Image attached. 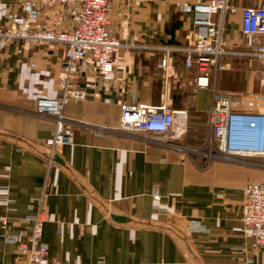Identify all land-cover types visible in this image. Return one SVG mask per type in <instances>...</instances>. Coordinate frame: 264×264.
<instances>
[{
	"label": "crops",
	"instance_id": "crops-1",
	"mask_svg": "<svg viewBox=\"0 0 264 264\" xmlns=\"http://www.w3.org/2000/svg\"><path fill=\"white\" fill-rule=\"evenodd\" d=\"M177 1L207 0H109V29L126 47L109 82L91 65L81 66L76 86L86 88L87 97L64 107L74 141L57 148L47 174L44 142L53 136L55 122L34 110L37 100L61 96L56 78L63 46L0 44V264L24 259L12 240L27 242L26 219L45 181L42 242L49 259L60 264H264V253L242 232L243 189L264 182V171L219 161L198 168L192 157L170 147L203 150L211 96V89L195 85L198 72L186 68L182 52L170 53L161 67L163 49L183 48L191 28V16L174 10ZM229 1L236 12L226 22L227 55L210 85L235 96H264V67L257 62L248 67L241 33L242 9L261 0ZM59 12L46 8L40 25L50 26ZM18 13L19 0H0V25ZM121 104L186 111L177 126L180 137L171 142L119 130Z\"/></svg>",
	"mask_w": 264,
	"mask_h": 264
},
{
	"label": "built area",
	"instance_id": "built-area-1",
	"mask_svg": "<svg viewBox=\"0 0 264 264\" xmlns=\"http://www.w3.org/2000/svg\"><path fill=\"white\" fill-rule=\"evenodd\" d=\"M118 1L139 4L148 0ZM48 7H59L61 12L52 18L50 26L40 25ZM174 10L191 16V28L185 35L186 45L183 48L163 49L161 67L168 65L170 53L182 52L186 68L194 67L198 72L194 78L195 85L211 89V96L209 134L203 150L186 148L178 143H171L170 147L192 157L198 168H207L219 161L264 169V96H235L210 85V78L220 67V60L227 55L224 41L226 22L236 8L229 0H207L200 3L177 1ZM109 12V0H19V13L12 15L7 24L0 25L1 46L12 40L34 46L50 43L63 46L56 78L61 96L37 100L34 110L36 115L55 122L53 136L44 142L48 149L44 161L46 174L55 165L57 148L71 145L74 141L73 122L65 117L64 107L69 102H82L87 97L86 88L76 86L81 66L84 63L91 65L102 81L109 82L114 77L120 52L126 47L109 29ZM241 33L249 49V53L244 54L249 57L248 67L251 68L254 62L264 67V41H255L258 37L264 38V0L257 6L242 9ZM134 40V37L129 38L130 43ZM120 113L119 130L158 134L168 137L171 142L180 137L176 135V131L180 130L177 126L181 127L187 115L186 111L174 112L166 105L150 107L142 104H121ZM176 116L181 119L177 120ZM201 159L205 161L203 166L200 165ZM38 193L30 206L31 209L35 207V212L26 219L30 225L27 242L20 238L12 240L18 255L24 257L13 264H60L49 259L48 247L42 242L46 221V181L38 187ZM243 194V235L264 253V182L247 184ZM153 198L160 199L157 194ZM1 223L6 225V220L1 218Z\"/></svg>",
	"mask_w": 264,
	"mask_h": 264
},
{
	"label": "rangeland",
	"instance_id": "rangeland-1",
	"mask_svg": "<svg viewBox=\"0 0 264 264\" xmlns=\"http://www.w3.org/2000/svg\"><path fill=\"white\" fill-rule=\"evenodd\" d=\"M261 83H262V82H261ZM261 83H260V84H261ZM260 88H264V87H263V84H261V87H260ZM247 166H249V165H247ZM249 167H251V168H254V169H257V170L264 171V169H261V168H260V169H258V168L252 167V166H249ZM8 261H9V260H8Z\"/></svg>",
	"mask_w": 264,
	"mask_h": 264
},
{
	"label": "trees",
	"instance_id": "trees-1",
	"mask_svg": "<svg viewBox=\"0 0 264 264\" xmlns=\"http://www.w3.org/2000/svg\"><path fill=\"white\" fill-rule=\"evenodd\" d=\"M208 137V136H207ZM206 142V141H205Z\"/></svg>",
	"mask_w": 264,
	"mask_h": 264
}]
</instances>
